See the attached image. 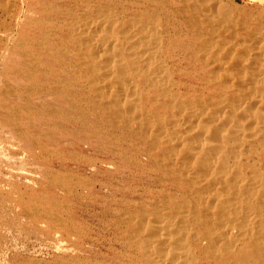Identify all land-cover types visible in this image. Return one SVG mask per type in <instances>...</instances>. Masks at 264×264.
Segmentation results:
<instances>
[{
    "label": "rangeland",
    "instance_id": "obj_1",
    "mask_svg": "<svg viewBox=\"0 0 264 264\" xmlns=\"http://www.w3.org/2000/svg\"><path fill=\"white\" fill-rule=\"evenodd\" d=\"M77 1L76 0H14V1L13 0H0V264H68V263L69 264H79L80 262H81L80 264H90V263L91 264H96V263L97 264H146V260L142 259L139 256V250L136 252L135 247L133 245H131L130 243H128V239H125L126 235H127L126 236V238H127L129 235L132 234V232L130 230V228H131L130 226H134L138 222H140L141 217L143 215H144L145 220L142 221V223H144V224L147 223V221L150 222V220L153 224H154L153 221H155V223L157 222L156 220L165 221V219L167 217L171 216L169 209H166V207L164 206L165 201H163V200L165 198H167V197H164L165 196L164 194L166 193V191L165 190H163V192L159 191L160 187H161L160 190L164 186L168 187V182L166 181V179H168L169 177H172L169 168L167 167L166 164H164V162H166V161H164V159L162 160V157H163L162 153L165 150L163 148L168 149V147L165 146L166 142H168L167 138L169 136L174 138V136H175L174 134H176L175 128H174L176 126L173 127V122H170V121H172L173 117H176V115L178 117L181 114V112L182 113L186 112L185 114H187L190 109L197 108L200 105V103H199L200 97H202V95H200V93L204 89H207V83L204 82L199 77V74L202 71V69L199 66H197V67L194 66L192 63L184 62V65H183L184 69L181 72L182 78L179 79L180 82L178 83L179 85H181L180 86L181 89L178 87L174 76H172L173 75L172 74V68L167 67L168 68L167 69L168 73H167V71L165 69L166 65L163 68H162V66H163L162 65L161 69L163 72L160 69L155 71L156 74L158 73L160 75V73H161V75H160L161 78L160 77L159 78L162 80H159V82L163 81L164 86H166L167 88L170 89L168 91L172 94L174 93L171 97L178 102L181 99L182 104L184 106H182V108H180V109L177 108V110L179 111V114H178V111L176 110V108L172 107V105H171L172 104V102L170 101L171 97L169 95H166V96H164V94L162 95L161 89L159 87H154L153 85H150L151 87L153 86L151 88L146 83L143 84L141 86V88L143 86H145L150 91V98L146 99L144 97L143 101H141V100H139L140 98H138L139 97L138 94L135 96L137 99L136 98L134 99L133 95H127L129 92L126 93V95H125L121 91L122 89H120L121 88L120 84L119 85L116 84V86L114 84L111 86H108V85H110V83L107 81L108 80V77H107L108 75L106 76L107 69L105 70V68L103 66L104 65L103 63H105L107 61L106 59H108V61H110V62H118L121 59H122V61H124L126 59V61L128 60L127 62H129L131 66H135V64L137 62L134 64L130 60V58L128 59V57L126 58V57H123L121 54H119L120 53L119 50L127 51V49H124L123 46H121V47L119 46L121 49L119 48L117 50L118 47L116 46L115 51L118 53V56H116V59H115V57L107 58L106 57L108 54L107 52L110 51V48H108V50H106V48L105 49L103 48L102 50H99L97 53L94 52V55H96V56H95V58L94 57L93 58H94V60L97 59L96 60V64L98 63L97 65H91V64L87 63V60L89 58H87V59L84 58V54L86 53L85 47L88 48L87 44L89 41H87L85 39L86 38L85 36L83 37L84 34L82 35L80 33V31L78 30V28L84 27L86 30L85 34L88 37L94 36V37H90L91 40L94 38H98V35H101V34L102 35L99 38H102V36H105L104 35L105 33L106 34L111 33V35H112L114 30L118 29L120 26H123L121 23L123 21H121L119 19V17H120L119 13L121 10L120 9L121 5H119V4L120 3L123 4L122 2H125L126 4H128V2H126V0L125 1L124 0L123 1H121V0H116V1H114V0H112V1L111 0L110 1H108V0H94L95 3L93 2V0H86V1L77 0ZM80 1H81V3H80ZM87 2H89L88 4H91V8L88 7L86 9V12H85V6H86ZM100 2H101V5L103 4L102 7H104V5L106 6V7L102 8L100 5V9L102 10L103 14L101 13V10L98 11V9H97V11H95L96 8L94 10V7H96V6H98V8H99ZM224 2L226 4V5L224 4L225 8L227 6L228 7L226 8L223 15H222V12L218 14L219 17H217V19L219 18L218 19L219 21L216 20L217 24H215V27H216L217 33H219L221 28H222V30L224 28H226L229 32L226 31L227 32L226 33L224 31L225 33H223L221 30L219 33V34H221V35H219L220 38H219L218 34L216 33L213 37V39H214L213 41H212V37H210L211 39L208 37L211 42L208 41L207 43L210 42L209 43L210 45L215 44L214 45L215 51H224L223 49H228V48L232 47V45H234L233 43L239 42L244 37L256 36L257 34H262L264 37V0H227V1L224 0L223 3ZM226 2H229V3L227 4ZM75 4H77L78 6ZM76 6H77V9L75 8ZM109 6H112V7L109 8ZM82 7H84V8H82ZM237 7H240V8L236 9ZM74 8H75V10H74ZM112 8H113V10H110ZM44 9H46V10H44ZM103 9H105V11ZM228 9H231L232 11L228 10ZM76 10H77V13H76ZM107 10L110 12H107ZM20 11H21V13H20ZM57 11H59V12L57 13ZM19 13L22 15V18L24 21V23H23L24 27H22V29H20L21 31H23L22 32L23 34L21 36H18V33H17L19 31L18 25L14 24V23H16L15 15H17ZM72 13H74V14H72ZM75 13H76V15H75ZM77 14H80V15L77 16ZM93 14H95V15H93ZM112 14L115 16V19L112 18L113 17ZM225 14H226L227 18L224 17ZM231 14L233 15V16H231L232 18H230ZM235 14H237V15H235ZM74 15L77 18L78 17L81 18V20H83V21H81L80 19H77V20H79V22H78L75 19ZM90 15H92V16L90 17ZM104 15H105V17H104ZM109 15H110V17H108ZM85 16H86V18H85ZM116 16H119V17L116 18ZM129 16L130 15H128V17ZM220 16H222L223 19ZM65 17H67V18H65ZM128 17H126V18H128ZM234 17L236 18V21H235ZM101 18H103V19L106 18V20H105L106 23H104L103 25L94 24L95 21H93V19L94 20H96V19L101 20ZM130 18H131V16L129 17V19ZM24 19H26V20H24ZM84 19H88V20L85 21ZM107 19H110L113 21L117 20L115 22V24L118 23L119 25L117 24V26L115 27L116 29L114 28V30H113L111 28L110 22ZM66 20H68V21H66ZM70 21L72 22V24H70ZM73 21H77L78 24H77V22L75 23ZM89 21H90V23L88 24L87 22H89ZM223 21H225L227 24ZM240 21H242V22H240ZM47 22L50 23V26ZM83 22H84V24H83ZM232 22H233V24H232ZM45 23H47V25ZM73 23H74V26H73ZM221 23H222V25H221ZM249 23L253 24V25H250ZM76 24H77V27L75 28ZM244 24H245V26H244ZM66 25H68V26H66ZM80 25H82V26H80ZM105 25H106V27H104ZM233 25H234V27H233ZM249 25L251 28L249 27ZM260 25H263V26L261 27ZM37 27L39 29H37ZM47 27L49 28L50 31L48 30ZM247 27H248V29H246ZM73 28L75 29L73 31H76V32L72 31ZM109 28H111V29L109 30ZM63 29H64V31H63ZM102 30H104V31H102ZM230 30H231V32H230ZM53 31H55V32H53ZM70 31H72V32H70ZM232 31L235 32V33L233 32V34H234L233 36H231ZM237 31H238V33H236ZM44 32H46V33H44ZM69 32L72 34H69ZM100 32H101V34H100ZM42 33L44 35H42ZM49 33H51V34H49ZM74 33H76V34H74ZM239 33L241 36L237 35ZM251 33L253 35H251ZM242 34L244 37L242 36ZM254 34H256V35H254ZM50 35L52 37H50ZM76 35L78 38L76 37ZM80 35H82V36L80 37ZM236 37H238V38H236ZM26 38L28 39V41ZM36 38L37 39L40 38V39H38V41H37ZM54 38L57 40H55ZM66 38H67V40H66ZM81 38L83 41H81ZM58 39H61V42ZM215 39H216V41H215ZM62 40H64V42ZM223 41H224V43H223ZM41 42L42 43L44 42V43L42 44ZM74 42H75V44H74ZM76 43H77V46H76ZM79 43H80V45H78ZM229 43H231V46ZM17 44H18V46H17ZM26 44H28V45H26ZM81 44H82V46H81ZM40 45H42V48ZM58 45H60V46H58ZM216 45H218V46L221 45V46L218 47ZM66 46H68V47H66ZM80 46L82 47V50H81ZM46 47L47 48L49 47L50 49L49 48L47 49ZM54 47H56V48H54ZM60 47H61L62 51H61V49H59ZM62 47L65 49H63ZM222 47H223V49H221ZM76 48H78V49H76ZM25 51H27V52H25ZM74 51H76V52L74 53ZM103 51H105V52H103ZM101 52H103L104 56L102 55ZM105 53H107V54H105ZM30 54H31V56H30ZM79 54H82L81 56H83V57H81ZM97 55H99L100 57L102 56L104 58L102 60L103 63L101 61H98L99 56H97ZM71 56H72V58H71ZM117 57H119V58L117 59ZM40 59L42 62L40 61ZM44 59H45V61H44ZM57 59H59V60L57 61ZM82 59H84V60H82ZM114 59H115V61H114ZM94 60H93V62H94ZM99 60H100V58H99ZM21 61H22V63H21ZM59 61H60V63H59ZM62 61L65 62L66 64L62 63ZM83 61H85V62H83ZM36 62H39V63L41 62V63L39 64ZM81 62L83 64H85V63L86 64L83 65V64H81ZM99 62L102 64H100ZM94 64H95V62H94ZM35 65H38V66H35ZM45 65L46 66L48 65V66L46 67ZM56 65H57V67H56ZM70 65L72 67H70ZM142 65L143 64H141L139 66L142 67ZM153 65H152L151 69H154ZM95 66H97L100 69H98ZM76 67L78 70L80 69V72L78 70H76ZM85 67H90V68H85ZM35 69H37V70H35ZM51 69H53V70H51ZM73 69H75L74 70L75 72L73 71V73H72ZM88 69H93L94 72H93V70H91V72H90ZM101 69L103 70L104 73L102 72ZM70 70H71V72H69ZM19 71H21V72H19ZM60 71L61 72L63 71V72L60 73ZM45 72H46V74H45ZM77 72L80 75L76 74ZM98 72H99V74H98ZM20 73H23V74H20ZM30 73L32 76H30ZM164 73L168 74V75L170 74V76L167 77V75L165 76ZM99 75H101V78H102L101 80L99 79ZM70 76L73 78L71 79ZM78 76H79L80 80L78 79ZM80 76H81V78H80ZM93 77L96 80H94ZM103 77L106 79L104 80ZM166 77L169 78L170 80L167 79ZM165 78L168 81H165ZM62 80H63V82H62ZM86 80H87V82H86ZM97 81H98V83H97ZM44 82H45V84H44ZM68 82H70V83H68ZM91 82H93L94 84ZM99 82L100 83L106 82V83L105 84L102 83L103 85L102 84L98 85V84H100ZM169 82H172V84L174 82V84L177 86H175L174 84L172 85ZM20 83H22L24 86L21 85ZM95 83H97L96 87L94 86ZM69 84H71L72 86ZM27 85H29V87ZM21 86H22V88H21ZM60 86L63 88H66L67 90L65 89L66 90L65 91ZM107 86H108V88H107ZM30 87H31V89H30ZM43 87H44V89H43ZM48 87H50V88H48ZM84 87H85V89H84ZM114 87L117 90L112 89V91H111V88H114ZM117 87H119V88H117ZM103 88H106L107 90L106 89L104 90ZM182 88H184V89H182ZM196 88H198V89H196ZM13 89H15V90H13ZM27 89H28V91H27ZM35 89H36V91H35ZM49 89H51V90H49ZM109 89H110V91H109ZM30 91L32 93H30ZM72 91H75V92H72ZM88 91H89V93H88ZM64 92H65V94H64ZM66 92H68V93H66ZM94 92H95V94H94ZM96 92H98V93L103 92L104 94H107V95L105 97L104 96L102 97V95H99ZM179 92H181V94H179ZM26 94H27L28 98L26 97ZM72 94H74V95H72ZM78 94H80V95H78ZM158 94H159V96H158ZM75 95L77 96L76 99H74L76 97ZM85 95H87V96H85ZM95 95L97 96L96 98L91 97V96H95ZM115 95H117V96H115ZM153 95H155L156 97ZM98 96H101V97L99 98ZM178 96H180V97L178 98ZM64 97H66V98H64ZM113 97H117L120 100L122 99L123 104L126 103L127 100H128V102L130 100L129 103L127 102V104H125V106L128 108L127 110L130 111L129 113L135 112L136 110H137L136 113H139L140 112V111H138L139 106L143 107V109H144V107L147 110L149 109V111H151V112L148 111V118L146 119L147 125L145 126V127H147L146 129L148 131L144 127L145 123H144L143 127L140 128L139 126L136 125V122L134 120H131V122H130V121L125 120V118H122L120 113L118 111H116L115 107L109 103V99L113 98ZM127 98H129V99H127ZM132 100H134V101L136 100L135 103L132 102ZM145 100H147V101H145ZM69 101L74 102L75 105H74V103H72V102L70 103ZM105 101L107 104H104ZM137 101H138V103H137ZM187 101L188 102L190 101V102L188 103ZM29 102H31V103H29ZM80 102H81V105L83 104L82 106H84L85 111L87 113L82 111L81 108H79ZM96 102H98V103H96ZM186 102L188 103V107H187ZM36 103L38 105H36ZM189 104H190V106H189ZM28 105L31 107L30 112H28V110H27ZM185 105L188 108L187 111H186L187 108L185 107ZM50 106H52V108ZM89 106H90V108H89ZM95 106H96V108H95ZM100 106L103 108H101ZM12 107L13 108L15 107V108L13 109ZM18 107H21L20 108L21 110ZM72 107H74V108H72ZM86 107L90 112L88 110H86ZM134 107H136V108H134ZM33 108H35V109H33ZM43 108H45V109L43 110ZM59 108L62 109V110L60 109L62 112H60ZM93 108H95V109H93ZM104 108H106V109H104ZM173 108H174V110L172 111L171 109H173ZM16 109H17V111H16ZM39 109H41V110H39ZM37 110L40 113L37 112ZM58 110L60 113L58 112ZM67 110H69V111H67ZM47 111L49 112V114ZM107 111H110V112H107ZM171 112H174V113L170 114ZM69 113H70V115H69ZM105 114H106V116L108 115V118L105 116ZM162 114L163 115L166 114L165 118ZM103 115H104V117H103ZM76 116L79 119H77ZM116 116H118L119 118H116ZM99 117H101V118H99ZM160 117H163V119H160L161 121L158 119ZM41 118L45 119V121ZM150 118L152 119V121ZM110 119L113 121L116 120L117 122L114 121V122H116V124L113 123V121H111ZM120 119H123V120H120ZM80 120L82 121V123L78 122ZM163 120H164V122H163ZM149 121H150V123L151 122L152 123L148 125ZM97 122H99V123H97ZM87 123H89V124H87ZM102 123H103V125H100ZM131 123L133 124V126ZM160 123L163 124L164 126L162 125L161 128L159 129L158 125H160ZM83 124H86V126ZM171 124H172L173 128L170 127ZM37 125H38V128H36ZM105 125H107V126H105ZM165 125H167V126H165ZM63 126H64V128H63ZM117 126H120V127L118 128ZM135 126H136V128H135ZM149 126L153 129L150 130ZM156 126L159 130L156 128ZM100 127H103V128L100 129ZM111 127H112V130H111ZM137 127H139V128H137ZM164 127L166 130L164 129ZM15 128H16V130H15ZM142 128H144V129H142ZM162 128L164 129L163 132H162ZM43 129H45V130H43ZM67 129H68V131H67ZM113 130H114V132H113ZM167 130L170 132L171 131L172 132L174 131V132L173 133L171 132L172 134H170L169 136H166V137L164 136L163 138L160 137L161 139L157 138L159 136H162L164 133L168 132ZM44 131H46V132H44ZM89 131H90V133H89ZM133 132H135V133H133ZM113 133H114V135H113ZM152 133H154V135ZM126 137H127V139H126ZM144 137L146 139H144ZM141 138H143L144 140ZM29 139H30V141H32L31 139H33L32 143L29 142ZM108 140H110V141H108ZM158 140H161V141L159 142ZM39 141H42V142L40 143ZM146 141H149V142H146ZM85 142L90 143L88 150L83 149V146L86 144ZM130 142H133V143H130ZM163 142H165V143H163ZM145 144H147V145H145ZM36 146H38V147H36ZM157 146H158V148H157ZM42 148L44 151L46 150V152H44L42 150ZM124 148H125V150H124ZM56 149L57 150L59 149L60 151L59 150L57 151ZM67 150H69V151H67ZM145 150L149 151L154 156V159L150 158L147 155V153L144 152ZM162 150H163L162 153L159 152ZM34 152L38 155H36ZM138 154H139V156H138ZM93 156H95V157H93ZM136 156L138 159L136 158ZM128 157H130V158H128ZM134 159H136V160L134 161ZM137 160L138 161L140 160V161L138 162ZM95 162H97L96 165L94 164ZM126 162H127V164H126ZM148 167H151V168H148ZM67 169H68V172H67ZM260 170H259L260 171L259 172V171H257L256 168H254L251 170L250 175H252L254 177V175L258 176V174H259V176H260L259 179H261L262 182L264 183V171H262V170H264V167ZM122 171H124V172H122ZM69 172H70V174H68ZM256 176L254 178H256ZM162 177H164V178H162ZM52 178H54V179H52ZM68 178H70V179H68ZM162 179L163 180L165 179L166 183H164L165 181L162 182L163 181ZM155 180H157V181L155 182ZM53 181H55V183ZM60 183H62V184L60 185ZM133 185L135 187H133ZM126 186H127V188H126ZM65 188L67 191L65 190ZM70 188H71V191H70ZM143 192H145V193H143ZM154 192H155V194H154ZM96 193H98V194H96ZM141 194H142V196H141ZM171 194L172 195H171L170 199H172L174 202H176L177 200H175V198H173L174 197L173 193H171ZM120 196H121V198H120ZM80 197H82V198H80ZM143 197H145V198H143ZM137 198H138V200H136ZM261 198L264 199L263 196ZM59 199H61V200H59ZM56 200H58V201H56ZM132 200H134V201H132ZM60 201H62V202H60ZM63 202H65V204H64V205H66L65 207L63 205ZM95 202H97L98 205ZM158 202H160V203L158 204ZM142 203H144V204H142ZM145 203H146V205H145ZM260 203H263V205L260 204V208H256L255 211L252 210V212L250 210H248L249 213L247 212V214H245V215H244L243 211H241L239 213V212H237L238 210H235V209L229 210L231 212V214L229 213L230 217L231 216L233 218L237 217L236 219H239V220L236 221V219H234L233 221H231V223H228V225H225L223 227L221 226L222 227L221 229L227 228L226 230L231 231V233H232L235 231L236 226H239L240 224H242V225H240L241 227H237L238 229H236V231L232 234L233 235L232 237H234V238H232V237H231L232 239L230 238L231 239L230 241L232 242L231 244L233 245L231 247L234 249L233 250H231L232 248L226 249L227 247L224 245V243L222 241H220L219 242L220 244L218 243V245L220 248H223V250L221 249L222 250L221 252L224 253L225 255H222V258H217L218 257L217 255H211V254L206 255L204 253L198 252L197 254H199V257H201V261H202L201 264H240V263L241 264H252V263L253 264H264L263 263L264 262V257H263L264 256V234H263L264 212H262V211L259 212V210L261 208L264 209V207H263L264 206V200ZM59 204H61V205H59ZM132 204L135 206H133ZM158 206L161 208H159ZM156 207H158V209ZM127 209H128V211H127ZM151 209L153 210V213H150L152 211ZM154 209H156V210H154ZM227 209H228V207H227ZM120 210H122L121 213L123 212V214L120 213ZM140 210L143 213V215L140 212ZM256 210L258 212H256ZM87 211H89L90 213ZM125 211H127V212L132 211V212L126 213ZM156 211H158L159 213H157ZM164 211H165V213H164ZM234 211H236V212H234ZM117 212H119V213L117 214ZM124 212L126 214H124ZM182 212H185V210H183ZM112 213H113V215H112ZM144 213H146V215ZM130 215L132 218L130 217L131 219H128ZM233 215H235L236 217H234ZM253 216H255L256 219L259 218V220H261L263 224L258 220H257V222L252 223L251 220H249V219ZM109 217H110V219H108ZM173 217H177V215L176 214L173 215L171 217V219H173ZM178 217H179V215H178ZM244 217H246L245 220H244ZM84 218H85V220H84ZM121 219H122L124 225H122L123 223H121ZM110 221H112V222H110ZM63 222L65 224H63ZM125 223H127V224H125ZM257 223H259V224H257ZM105 224H106V226H105ZM261 225L263 226V228ZM243 226L245 228H243ZM249 226H251L250 227L251 229H249V231H248ZM70 227L72 228V230L70 229ZM128 227H129V229H128ZM234 227H235V229H234ZM124 228H126V229H124ZM255 228H256V231H254ZM239 229L241 231H239ZM121 230L123 232L125 230V233H123ZM251 230H253V232ZM258 230L260 232L261 231L262 232L260 233ZM84 232H86V233H84ZM246 232H248V234H250V233L257 234L258 237H260V240L262 241V247H263V249L259 248L260 249L259 250L260 255L257 254V252H254V250H253L254 248L252 246H250V241L248 238H246V237H248ZM237 233L238 234L240 233L239 235H241L242 237L239 236ZM236 235H238V236L236 237ZM103 237L106 240H104ZM235 238H238V240H234ZM239 238H241V242H240ZM237 241H239V242H237ZM237 243H238V245H241L244 243L240 247H242V251H244L246 253V256L243 255V253H241L242 251L237 252V248H238ZM109 244H110V246H109ZM126 245H127V247H126ZM235 247H236V251H235ZM123 250H124V252H123ZM260 252L263 253V256ZM229 256L230 257L232 256V257L229 258ZM137 257H138V259H137ZM197 257H198V255H197ZM197 257L194 259V262H196V263H197V261H196ZM94 259H96V260H94ZM75 260L79 263H76ZM88 260H89V262H88ZM72 261H74V263ZM82 261H84V262H82Z\"/></svg>",
    "mask_w": 264,
    "mask_h": 264
},
{
    "label": "bare ground",
    "instance_id": "obj_2",
    "mask_svg": "<svg viewBox=\"0 0 264 264\" xmlns=\"http://www.w3.org/2000/svg\"><path fill=\"white\" fill-rule=\"evenodd\" d=\"M14 1V0H13ZM77 1V0H76ZM86 1V0H84ZM110 1V0H108ZM107 1V2H108ZM112 1V0H111ZM116 1V0H114ZM123 1V0H121ZM125 1V0H124ZM224 0H126L128 4L125 2H122L121 10H120V17L116 16V18L119 17V19L123 22V26H118L119 28L116 29L115 27L117 24L110 19H107L110 22L111 28L114 30V32L110 34H104L105 36H102V38H99L101 35H98V38H94L91 40L90 36L88 37L85 33L86 30L84 27L78 28L80 33L85 36L86 40L88 42V48H86V53L84 54V58H89L87 60V63L91 65H97L96 60H94L95 56L94 52L97 53L99 50H102L103 48L108 50L110 48V51L105 53L107 54V58H112L118 56V53L115 51L116 46L118 47L117 50L123 46L125 50H119V54H121L123 57H128L130 60L135 64V66H131L129 62L122 61V59L118 62H110L108 59L105 63H103V57L99 56L98 61H101L104 65L105 70L107 69L106 76L108 77V82L110 85H121L122 89L121 91L126 95H133L132 97L135 99L136 95L138 94L140 98L139 100L143 101L144 97L146 99L150 98V91L143 86V84L147 85H153L154 87H159L161 89L162 95L164 96L169 95L170 97L174 94L170 93L166 86H164L163 81L159 82L160 75L157 73L156 70L161 69L165 66L166 71L168 73V68H172V76H174L175 81L178 85V87L181 89V85L178 83L180 82V78H182V70L184 69V62L192 63L194 66H199L202 71L199 74V77L207 83V89H204L200 95V105L197 108L190 109L187 114L184 112L177 117H173V127L175 128L174 138L169 136L172 134L170 131L166 133H162V136L157 137L158 139H161L160 137H166L168 142H166L165 146L168 147V149H165L162 153V160L164 159V164L167 165L171 172V176L166 181L168 182V187L164 186L161 190L159 188V191L165 190L166 193L164 194L163 198L165 201L164 206L166 209H169V212L171 214L170 217H167L165 221H158L154 224L151 222L142 223V221L145 220L144 215L142 213V217L140 222H138L134 226H130V230L132 232L131 235H129L127 238L125 236V239H128V243L133 245L135 247L136 252L139 250V256L146 260V264H201V257H199V253H204L206 255H217V258H222V255H225L221 251L223 248H220L218 243L222 241L224 245L228 248H232L233 246L231 243V239L233 233L238 229L236 226V229L234 232L231 233V231L226 230L227 228L221 229L223 226L228 225V223H231L234 219L237 217L233 215L236 218L230 217L231 212L229 210L235 209L238 210L237 212H244V215L247 214L248 210L252 212L255 211L256 208H260V204L263 205L262 202L264 199L261 198L264 197V183L261 179H259V174L254 178L252 175H250V172L252 169L256 168L257 171L262 169L264 167V37L262 34H254L256 36H248L244 37L239 42L233 43L232 47L228 49H223L224 51H215L214 45H210V37H212V41L214 40L213 37L217 33L215 24L219 13L222 12V15L224 14L226 8L224 6L225 2ZM227 1V0H226ZM48 2V1H47ZM78 2V1H77ZM90 2V1H89ZM87 2L85 6V12L86 9L89 7L91 8V4H88ZM94 2V0H93ZM12 3V2H11ZM69 3V2H68ZM67 3V4H68ZM81 3V1H80ZM95 3V2H94ZM99 3V2H98ZM117 3V2H116ZM227 4L229 2H226ZM231 3V2H230ZM97 4V3H96ZM233 4V3H232ZM29 5V4H28ZM74 5V4H73ZM77 5V4H75ZM101 2L98 6L94 7L95 11L101 10L100 9ZM107 5V4H106ZM110 5V4H109ZM226 5V4H225ZM65 6V5H64ZM78 6V5H77ZM77 6L75 7L77 9ZM103 4L101 5V7ZM66 7V6H65ZM68 7V6H67ZM104 7H106L104 5ZM102 7V8H104ZM112 6H109L111 8ZM46 8V7H45ZM74 8V10H75ZM84 8V7H82ZM114 8V7H113ZM110 9V10H113ZM116 8V7H115ZM240 7H237L238 9ZM47 9V8H46ZM44 9V10H46ZM66 9V8H65ZM235 9V10H236ZM262 9V8H261ZM43 10V11H44ZM64 10V9H63ZM93 10V9H92ZM105 11V9H103ZM231 10V9H228ZM227 10V11H228ZM242 10V9H241ZM244 10V9H243ZM22 11V10H21ZM20 11V13H21ZM88 11V10H87ZM115 11V10H114ZM232 11V10H231ZM59 11H57L58 13ZM70 12V11H69ZM68 12V13H69ZM79 12V11H78ZM81 12V11H80ZM107 12H110L107 10ZM112 12V11H111ZM117 12V11H116ZM119 12V11H118ZM15 15L16 23L15 25H18V36H21L23 31V18L21 14ZM77 13V10H76ZM75 13V15H76ZM98 13V12H97ZM101 13L103 14L102 10ZM230 13V12H229ZM235 13V12H234ZM253 13V12H252ZM251 13V14H252ZM61 14V13H60ZM74 14V13H72ZM82 14V13H81ZM89 14V13H88ZM114 14V13H113ZM112 14V15H113ZM228 14V13H227ZM13 15V14H12ZM28 15V14H27ZM74 15V17H75ZM80 14H77V16ZM87 15V14H86ZM95 15V14H93ZM128 15L131 16L129 19ZM237 15V14H235ZM234 15V16H235ZM249 15V14H248ZM92 15H90L91 17ZM232 14L230 15V18H232ZM97 17V16H96ZM99 17V16H98ZM105 17V15H104ZM110 17V15L108 16ZM128 17V18H126ZM222 17V16H220ZM225 18L226 14L224 15ZM238 17V16H237ZM251 17V16H250ZM249 17V18H250ZM253 17V16H252ZM52 18V17H51ZM64 18V17H63ZM62 18V19H63ZM67 18V17H65ZM86 18V16H85ZM115 19V16L112 17ZM235 18V17H234ZM233 18V19H234ZM255 18V17H254ZM14 19V18H13ZM32 19V18H31ZM72 19V18H71ZM70 19V20H71ZM74 19V18H73ZM75 19H80L75 17ZM89 19V18H88ZM88 19H84L85 21ZM223 19V17H222ZM229 19V18H228ZM227 19V20H228ZM260 19V18H259ZM26 20V19H24ZM106 18L103 19H96L93 21L94 24L97 25H103ZM226 20V19H225ZM28 21V20H27ZM26 21V22H27ZM64 21V20H63ZM68 21V20H66ZM72 21V20H71ZM70 21V24L72 22ZM79 22V20H77ZM73 21V22H77ZM83 21V20H81ZM219 21V20H218ZM236 21V18H235ZM77 22V24H78ZM119 22V21H118ZM225 22V21H223ZM230 22V21H229ZM242 22V21H240ZM249 22V21H248ZM48 23V22H47ZM47 23H45L47 25ZM88 24L90 23L87 22ZM226 23V22H225ZM231 23V22H230ZM9 24V23H8ZM44 24V23H43ZM50 26V23H48ZM77 24L75 25V28L77 27ZM84 24V22H83ZM87 24V25H88ZM227 24V23H226ZM233 24V22H232ZM246 24V23H245ZM244 24V26H245ZM248 24V23H247ZM250 24V23H249ZM40 25V24H39ZM38 25V26H39ZM55 25V24H54ZM96 25V26H97ZM119 25V24H118ZM220 25V24H219ZM222 25V23H221ZM235 25V24H234ZM233 25V27H234ZM239 25V24H238ZM253 25V24H250ZM249 25V27H250ZM12 26V25H11ZM57 26V25H56ZM68 26V25H66ZM72 26V25H71ZM74 26V23H73ZM72 26V27H73ZM82 26V25H80ZM84 26V25H83ZM108 26V25H107ZM241 26V25H240ZM261 27L263 25H260ZM71 27V28H72ZM106 27V25L104 26ZM110 27V26H109ZM225 27V26H224ZM260 27V28H261ZM48 28V27H47ZM46 28V29H47ZM60 28V27H59ZM103 28V27H102ZM109 28V30L111 29ZM219 28V27H218ZM251 28V27H250ZM249 28V29H250ZM31 29V28H30ZM37 29H39L37 27ZM66 29V28H65ZM92 29V28H91ZM243 29V28H242ZM248 29V27L246 28ZM263 29V28H262ZM11 30V29H10ZM28 30V29H27ZM49 30V28H48ZM52 30V29H51ZM69 30V29H68ZM75 30L74 28L72 31ZM108 30V31H109ZM222 28L220 29V31ZM234 30V29H233ZM261 30V29H260ZM26 31V30H25ZM50 31V30H49ZM64 31V29H63ZM70 31V32H72ZM104 31V30H102ZM219 31V33H220ZM228 31L226 28L222 30L223 33ZM235 31V30H234ZM231 36H233V32ZM258 31V30H257ZM43 32V31H42ZM55 32V31H53ZM52 32V33H53ZM61 32V31H60ZM69 34H72L70 33ZM76 32V31H73ZM88 32V31H87ZM97 32V31H96ZM229 32V31H228ZM231 32V30H230ZM46 33V32H44ZM89 33V32H88ZM87 33V34H88ZM92 33V32H91ZM90 33V34H91ZM103 33V32H102ZM218 34L221 35V34ZM227 33V32H226ZM235 33V32H234ZM238 33V31L236 32ZM248 33V32H247ZM258 33V32H257ZM262 33V32H261ZM51 34V33H49ZM76 34V33H74ZM250 34V33H249ZM42 35H44L42 33ZM47 35V34H46ZM45 35V36H46ZM68 35V34H67ZM80 35V37L82 36ZM92 35V34H91ZM94 35V34H93ZM108 35V36H107ZM111 35V36H110ZM239 36V34H237ZM251 35H253L251 33ZM69 36V35H68ZM223 36V35H222ZM12 37V36H11ZM16 37V36H15ZM48 37V36H47ZM50 37H52L50 35ZM54 37V36H53ZM77 37V35H76ZM210 39H209V38ZM68 38V37H67ZM66 38V40H67ZM78 38V37H77ZM216 38V37H215ZM220 38V36H219ZM223 38V37H222ZM238 38V37H236ZM242 38V37H241ZM27 39V38H26ZM30 39V38H29ZM33 39V38H32ZM37 39V38H36ZM40 39V38H38ZM37 39V41H38ZM51 39V38H50ZM55 39V38H54ZM80 39V38H79ZM235 39V38H234ZM52 40V39H51ZM57 40V39H55ZM61 42V39H58ZM65 40V39H64ZM64 40H62L64 42ZM28 41V39H27ZM75 41V40H74ZM80 41V40H79ZM81 41L82 38H81ZM210 41L209 43H207ZM216 41V39H215ZM230 41V40H229ZM232 41V40H231ZM9 42V41H8ZM32 42V41H31ZM49 42V41H48ZM47 42V43H48ZM85 42V41H84ZM219 42V41H218ZM233 42V41H232ZM42 43V42H41ZM44 43V42H43ZM42 43V44H43ZM46 43V44H47ZM78 43V42H77ZM76 43V46H77ZM83 43V42H82ZM87 43V42H86ZM85 43V44H86ZM215 43V42H214ZM222 43V42H221ZM224 43V41H223ZM9 44V43H8ZM38 44V43H37ZM40 44V43H39ZM45 44V45H46ZM75 44V42H74ZM212 44V43H211ZM231 46V43H229ZM228 44V45H229ZM28 45V44H26ZM44 45V46H45ZM56 45V44H55ZM62 45V44H61ZM80 45V43L78 44ZM225 45V44H224ZM227 45V46H228ZM18 46V44H17ZM42 48V45H40ZM60 46V45H58ZM74 46V45H73ZM82 46V44H81ZM80 46V47H81ZM120 46V47H119ZM218 46V45H216ZM221 46V45H219ZM218 46V47H219ZM13 47V46H12ZM53 47V46H52ZM68 47V46H66ZM217 47V48H218ZM23 48V47H22ZM47 48V47H46ZM49 48V47H48ZM47 48V49H48ZM56 48V47H54ZM63 48V47H62ZM70 48V47H69ZM74 48V47H73ZM36 49V48H35ZM50 49V48H49ZM61 49V47L59 48ZM65 49V48H63ZM78 49V48H76ZM121 49V48H120ZM219 49V48H218ZM220 49V50H221ZM52 50V49H51ZM67 50V49H66ZM71 50V49H70ZM82 50V47H81ZM217 50V49H216ZM28 51V50H27ZM25 51V52H27ZM62 51V49H61ZM73 51V50H72ZM71 51V52H72ZM84 51V50H83ZM50 52V51H49ZM52 52V51H51ZM68 52V51H67ZM66 52V53H67ZM76 51H74L75 53ZM105 52V51H103ZM103 52L102 55H103ZM48 53V52H47ZM70 53V52H69ZM28 54V53H27ZM73 54V53H72ZM78 54V53H77ZM29 55V54H28ZM80 56L82 54H79ZM101 55V54H100ZM19 56V55H18ZM31 56V54H30ZM35 56V55H34ZM38 56V55H37ZM41 56V55H40ZM47 56V55H46ZM104 56V55H103ZM26 57V56H25ZM36 57V56H35ZM48 57V56H47ZM50 57V56H49ZM60 57V56H59ZM78 57V56H77ZM83 57V56H81ZM94 57V58H93ZM122 57V58H123ZM28 58V57H27ZM62 58V57H61ZM70 58V57H69ZM72 58V56H71ZM119 57H117L118 59ZM60 59V58H59ZM57 59V61L59 60ZM114 59V61H115ZM66 60V59H65ZM74 60V59H73ZM81 60V59H80ZM84 60V59H82ZM92 60V61H91ZM95 64H94V62ZM129 60V61H130ZM26 61V60H25ZM34 61V60H33ZM39 61V60H38ZM41 61V59H40ZM45 61V59H44ZM89 61V62H88ZM27 62V61H26ZM35 62V61H34ZM42 62V61H41ZM40 62V63H41ZM85 62V61H83ZM22 63V61H21ZM39 63V62H36ZM39 63V64H40ZM51 63V62H50ZM60 63V61H59ZM58 63V64H59ZM62 63L66 64L62 61ZM61 63V64H62ZM100 63V62H99ZM100 63V64H102ZM139 63V64H138ZM24 64V63H23ZM33 64V63H32ZM35 64V63H34ZM81 64H83L81 62ZM86 64V63H85ZM83 64V65H85ZM142 65L140 67L139 65ZM154 64V65H153ZM49 65V64H48ZM47 65V66H48ZM68 65V64H67ZM79 65V64H78ZM152 65L154 66V69H151ZM189 65V64H188ZM31 66V65H30ZM38 66V65H35ZM43 66V65H42ZM46 66V65H45ZM44 66V67H45ZM46 66V67H47ZM63 66V65H62ZM57 67V65H56ZM70 67H72L70 65ZM83 67V66H82ZM97 67V66H95ZM30 68V67H29ZM35 68V67H34ZM67 68V67H66ZM81 68V67H80ZM90 68V67H85ZM98 68V67H97ZM103 68V67H102ZM156 68V69H155ZM48 69V68H47ZM61 69V68H60ZM100 69V68H98ZM97 69V70H98ZM21 70V69H20ZM37 70V69H35ZM53 70V69H51ZM75 69L72 70V73ZM76 70L77 67H76ZM90 72L93 69H88ZM102 70V69H101ZM186 70V69H185ZM22 71V70H21ZM19 71V72H21ZM45 71V70H44ZM48 71V70H47ZM80 72V69L78 70ZM100 71V70H99ZM26 72V71H25ZM63 72V71H62ZM60 71V73H62ZM71 72V70L69 71ZM75 72V71H74ZM94 72V70H93ZM103 72V70H102ZM155 72V73H154ZM163 72V71H162ZM165 72V71H164ZM11 73V72H10ZM18 73V72H17ZM29 73V72H28ZM104 73V72H103ZM23 74V73H20ZM46 74V72H45ZM69 74V73H68ZM76 74H79L78 72ZM99 74V72H98ZM65 75V74H64ZM74 75V74H73ZM80 75V74H79ZM87 75V74H86ZM95 75V74H94ZM93 75V76H94ZM163 75V74H162ZM167 77L170 76V74H165ZM24 76V75H23ZM30 76L31 73H30ZM34 76V75H33ZM28 77V76H27ZM54 77V76H53ZM69 77V76H68ZM160 77V78H159ZM163 77V76H162ZM166 77V78H167ZM72 79L73 77L70 76ZM81 78V76H80ZM84 78V77H83ZM89 78V77H88ZM104 78V77H103ZM165 81H168L166 80ZM171 78V77H170ZM35 79V78H34ZM33 79V80H34ZM42 79V78H41ZM64 79V78H63ZM79 79V76H78ZM94 79V77H93ZM99 79L101 80V75H99ZM106 78H104L105 80ZM169 79V78H167ZM45 80V79H44ZM54 80V79H53ZM70 80V79H69ZM80 80V79H79ZM91 80V79H90ZM89 80V81H90ZM96 80V79H94ZM99 80V81H100ZM170 80V79H169ZM30 81V80H29ZM35 81V80H34ZM42 81V80H41ZM46 81V80H45ZM37 82V81H36ZM56 82V81H55ZM59 82V81H58ZM63 82V80H62ZM65 82V81H64ZM78 82V81H77ZM84 82V81H83ZM87 82V80H86ZM187 82V81H186ZM40 83V82H39ZM70 83V82H68ZM93 83V82H91ZM98 83V81H97ZM95 83V87L96 84ZM100 83V82H99ZM103 83V82H102ZM102 83L98 84L101 85ZM104 82L103 84H105ZM172 84V82H169ZM184 83V82H183ZM198 83V82H197ZM23 85L22 83H20ZM19 84V85H20ZM42 84V83H41ZM45 84V82H44ZM51 84V83H50ZM66 84V83H65ZM94 84V83H93ZM102 84V85H103ZM170 84V85H171ZM174 84V82H173ZM172 84V85H173ZM71 85V84H69ZM76 85V84H75ZM97 85V86H98ZM171 85V86H172ZM175 85V84H174ZM175 85V86H177ZM24 86V85H23ZM29 87V85H27ZM47 86V85H46ZM45 86V87H46ZM57 86V85H56ZM59 86V85H58ZM72 86V85H71ZM78 86V85H77ZM89 86V85H88ZM87 86V87H88ZM93 86V85H92ZM107 86V88H108ZM152 86V87H153ZM187 86V85H186ZM27 87V88H28ZM33 87V86H32ZM61 87V86H60ZM81 87V86H80ZM113 87V86H112ZM151 87V86H150ZM151 87V88H152ZM173 87V86H172ZM22 88V86H21ZM50 88V87H48ZM47 88V89H48ZM58 88V87H57ZM63 88V87H61ZM71 88V87H70ZM94 88V87H93ZM99 88V87H98ZM101 88V87H100ZM119 88V87H117ZM31 89V87H30ZM44 89V87H43ZM64 90L66 88H63ZM85 89V87H84ZM95 89V88H94ZM104 90L106 88H103ZM114 90V88H111ZM184 89V88H182ZM198 89V88H196ZM15 90V89H13ZM22 90V89H21ZM33 90V89H32ZM39 90V89H38ZM51 90V89H49ZM67 90V89H66ZM65 90V91H66ZM79 90V89H78ZM97 90V89H96ZM100 90V89H99ZM107 90V89H106ZM117 90V89H115ZM177 90V89H176ZM17 91V90H16ZM15 91V92H16ZM28 91V89H27ZM36 91V89H35ZM47 91V90H46ZM54 91V90H53ZM63 91V90H62ZM110 91V89H109ZM172 91V90H171ZM186 91V90H185ZM14 92V91H13ZM51 92V91H50ZM56 92V91H55ZM75 92V91H72ZM86 92V91H85ZM114 92V91H113ZM121 92V93H122ZM188 92V91H187ZM30 93H32L30 91ZM62 93V92H61ZM68 93V92H66ZM70 93V92H69ZM77 93V92H76ZM84 93V92H83ZM87 93V92H86ZM89 93V91H88ZM98 93V92H96ZM112 93V92H111ZM117 93V92H116ZM21 94V93H20ZM60 94V93H59ZM65 94V92H64ZM75 94V93H74ZM72 94V95H74ZM85 94V93H84ZM93 94V93H92ZM95 94V92H94ZM99 95H102V97L106 96L107 94H104L103 92L98 93ZM123 94V95H124ZM181 94V92H179ZM183 94V93H182ZM33 95V94H32ZM77 95V94H76ZM75 95V96H76ZM80 95V94H78ZM90 95V94H89ZM113 95V94H112ZM178 95V94H177ZM63 96V95H62ZM87 96V95H85ZM117 96V95H115ZM155 96V95H153ZM159 96V94H158ZM175 96V95H174ZM197 96V95H196ZM25 97V96H24ZM26 97L28 98L27 94ZM25 97V98H26ZM70 97V96H69ZM89 97V96H88ZM91 97H97L91 96ZM99 98L101 96H98ZM156 97V96H155ZM176 97V96H175ZM180 96H178L179 98ZM182 97V96H181ZM66 98V97H64ZM77 96L74 98L76 99ZM79 98V97H78ZM131 98V97H130ZM158 98V97H157ZM156 98V99H157ZM198 98V97H197ZM54 99V98H53ZM73 99V100H74ZM129 99V98H127ZM137 99V98H136ZM166 99V98H165ZM176 99V98H175ZM184 99V98H183ZM72 100V99H71ZM78 100V99H77ZM81 100V99H80ZM86 100V99H85ZM190 100V99H189ZM192 100V99H191ZM199 100V99H198ZM92 101V100H91ZM90 101V102H91ZM136 101V100H135ZM134 100L132 102L135 103ZM147 101V100H145ZM172 102V107L180 109L182 106L181 99L178 101L174 100L172 97L170 99ZM194 101V100H193ZM192 101V102H193ZM22 102V101H21ZM33 102V101H32ZM70 102V101H69ZM72 102V101H71ZM70 102V103H71ZM128 102V100H127ZM126 103H122V99L120 100L117 97H113L109 99V103L112 104L116 111L120 113L122 118H125V120L130 121L134 120L136 122V125L140 128L147 125L146 119L148 118V111L145 107L139 106L138 111L139 113L132 112L129 113L127 107L125 106ZM130 102V100H129ZM128 102V103H129ZM156 102V101H155ZM188 102V101H187ZM186 102V103H187ZM190 102V101H189ZM188 102V103H189ZM196 102V101H195ZM31 103V102H29ZM56 103V102H55ZM74 103V102H72ZM79 103V102H78ZM83 103V102H82ZM87 103V102H86ZM85 103V104H86ZM98 103V102H96ZM95 103V104H96ZM101 103V102H100ZM138 103V101H137ZM160 103V102H159ZM165 103V102H164ZM187 103V107H188ZM198 103V104H199ZM104 104H107L106 101ZM140 104V103H139ZM148 104V103H147ZM193 104V103H192ZM32 105V104H31ZM36 105H38L36 103ZM40 105V104H39ZM44 105V104H43ZM75 105V103H74ZM83 105V104H82ZM81 105L79 108H81L82 111H85L84 106ZM133 105V104H132ZM136 105V104H135ZM150 105V104H149ZM197 105V104H196ZM18 106V105H17ZM42 106V105H41ZM46 106V105H45ZM59 106V105H58ZM61 106V105H60ZM73 106V105H72ZM77 106V105H76ZM137 106V105H136ZM190 106V104H189ZM192 106V105H191ZM28 105V112H30L31 107ZM49 107V106H48ZM52 108V106H50ZM101 107V106H100ZM186 107V105H185ZM186 107V108H187ZM195 107V106H194ZM13 108V107H12ZM15 108V107H14ZM13 108V109H14ZM19 109L21 107H18ZM24 108V107H23ZM65 108V107H64ZM74 108V107H72ZM71 108V109H72ZM90 108V106H89ZM96 108V106H95ZM93 108V109H95ZM103 108V107H101ZM100 108V109H101ZM109 108V107H108ZM132 108V107H131ZM136 108V107H134ZM168 108V107H167ZM171 109L172 111L174 110ZM190 108V107H189ZM35 109V108H33ZM45 108H43L44 110ZM54 109V108H53ZM61 108H59L60 110ZM70 109V108H69ZM99 109V108H98ZM106 109V108H104ZM21 110V109H20ZM19 110V111H20ZM41 110V109H39ZM58 110V112H59ZM62 110V109H61ZM60 110V112H62ZM86 110L87 107H86ZM92 110V109H91ZM188 108L186 109V111ZM17 111V109H16ZM54 111V110H53ZM69 111V110H67ZM89 111V110H88ZM115 111V110H114ZM178 111V110H177ZM13 112V111H12ZM27 112V111H26ZM27 112V113H28ZM37 112H39L37 110ZM42 112V111H41ZM48 112V111H47ZM59 112V113H60ZM76 112V111H75ZM90 112V111H89ZM92 112V111H91ZM110 112V111H107ZM151 112V111H149ZM158 112V111H157ZM156 112V113H157ZM14 113V112H13ZM17 113V112H16ZM20 113V112H19ZM24 113V112H23ZM40 113V112H39ZM43 113V112H42ZM46 113V112H45ZM58 113V114H59ZM64 113V112H63ZM68 113V112H67ZM87 113V112H86ZM97 113V112H96ZM100 113V112H99ZM162 113V112H161ZM164 113V112H163ZM174 112H171L172 114ZM15 114V113H14ZM31 114V113H30ZM33 114V113H32ZM49 114V112H48ZM57 114V115H58ZM76 114V113H75ZM89 114V113H88ZM179 114V111H178ZM13 115V114H12ZM16 115V114H15ZM47 115V114H46ZM70 115V113H69ZM73 115V114H72ZM112 115V114H111ZM163 115V114H162ZM164 114V118H165ZM168 115V114H167ZM40 116V115H39ZM59 116V115H58ZM62 116V115H61ZM99 116V115H98ZM106 116V114H105ZM113 116V115H112ZM119 116V115H118ZM116 116V118H119ZM150 116V115H149ZM160 116V115H159ZM12 117V116H11ZM16 117V116H15ZM69 117V116H68ZM104 117V115H103ZM108 118V115L106 116ZM115 117V116H114ZM154 117V116H153ZM17 118V117H16ZM67 118V117H66ZM77 118V116H76ZM93 118V117H92ZM101 118V117H99ZM106 118V119H107ZM43 119V118H41ZM70 119V118H69ZM72 119V118H71ZM79 119V118H77ZM86 119V118H85ZM104 119V118H103ZM151 119V118H150ZM154 119V118H153ZM163 119V117L158 118ZM170 119V118H169ZM45 121V119H43ZM52 120V119H51ZM57 120V119H56ZM75 120V119H74ZM84 120V119H83ZM91 120V119H90ZM93 120V119H92ZM108 120V119H107ZM111 120V119H110ZM123 120V119H120ZM39 121V120H38ZM55 121V120H54ZM85 121V120H84ZM113 121V120H111ZM116 121V120H114ZM116 124V122H114ZM152 121V119H151ZM161 121V120H160ZM48 122V121H47ZM72 122V121H71ZM81 122L82 121H78ZM86 122V121H85ZM89 122V121H88ZM95 122V121H94ZM100 122V121H99ZM97 122V123H99ZM164 122V120H163ZM162 122V123H163ZM77 123V122H76ZM80 123V124H81ZM105 123V122H104ZM124 123V122H123ZM152 123V122H151ZM150 121L148 123L151 124ZM28 124V123H27ZM63 124V123H62ZM89 124V123H87ZM91 124V123H90ZM109 124V123H108ZM132 124V123H131ZM86 126V124H83ZM100 125H103L100 124ZM155 125V124H154ZM163 124L160 123L159 129L161 128ZM98 126V125H97ZM107 126V125H105ZM121 126V125H120ZM120 126H117L118 128ZM124 126V125H123ZM133 126V124H132ZM153 126V125H152ZM164 126V125H163ZM167 126V125H165ZM67 127V126H66ZM104 127V126H103ZM103 127H100L103 128ZM109 127V126H108ZM113 127V126H112ZM111 127V130H112ZM137 127V128H139ZM150 127V126H149ZM172 127V124L171 126ZM169 127V128H170ZM172 127V128H173ZM38 128V125L37 127ZM53 128V127H52ZM64 128V126H63ZM76 128V127H75ZM93 128V127H92ZM91 128V129H92ZM96 128V127H95ZM136 128V126H135ZM147 127H145L146 129ZM157 128V126H156ZM155 128V129H156ZM74 129V128H73ZM72 129V130H73ZM106 129V128H105ZM122 129V128H121ZM144 129V128H142ZM153 129L150 127V130ZM158 129V128H157ZM158 129V130H159ZM165 129V127H164ZM162 128V132L164 131ZM16 130V128H15ZM19 130V129H18ZM17 130V131H18ZM45 130V129H43ZM70 130V129H69ZM71 130V131H72ZM104 130V129H103ZM141 130V129H140ZM147 130V129H146ZM145 130V131H146ZM166 130V129H165ZM22 131V130H21ZM41 131V130H40ZM64 131V130H63ZM68 131V129H67ZM80 131V130H79ZM83 131V130H82ZM81 131V132H82ZM86 131V130H85ZM84 131V132H85ZM127 131V130H126ZM130 131V130H129ZM148 131V130H147ZM35 132V131H34ZM46 132V131H44ZM54 132V131H53ZM52 132V133H53ZM114 132V130H113ZM117 132V131H116ZM120 132V131H119ZM150 132V131H149ZM156 132V131H155ZM159 132V131H158ZM31 133V132H30ZM90 133V131H89ZM93 133V132H92ZM98 133V132H97ZM96 133V134H97ZM109 133V132H108ZM112 133V132H111ZM118 133V132H117ZM121 133V132H120ZM135 133V132H133ZM27 134V133H26ZM67 134V133H66ZM102 134V133H101ZM104 134V133H103ZM122 134V133H121ZM120 134V135H121ZM150 134V133H149ZM154 135V133H152ZM156 134V133H155ZM21 135V134H20ZM28 135V134H27ZM43 135V134H42ZM114 135V133H113ZM112 135V136H113ZM31 136V135H30ZM91 136V135H90ZM105 136V135H104ZM142 136V135H141ZM157 136V135H156ZM93 137V136H92ZM110 137V136H109ZM120 137V136H119ZM133 137V136H132ZM154 137V136H153ZM23 138V137H22ZM108 138V137H107ZM134 138V137H133ZM140 138V137H139ZM35 139V138H34ZM40 139V138H39ZM57 139V138H56ZM87 139V138H86ZM124 139V138H123ZM127 139V137H126ZM143 139V138H141ZM144 139H146L144 137ZM143 139V140H144ZM33 141V139H31ZM112 140V139H111ZM32 141L29 142L32 143ZM35 141V140H34ZM38 141V140H37ZM110 141V140H108ZM125 141V140H124ZM152 141V140H151ZM159 142L161 140H158ZM157 141V142H158ZM40 143L42 141H39ZM49 142V141H48ZM149 142V141H146ZM156 142V141H155ZM158 142V143H159ZM30 143V144H31ZM44 143V142H43ZM42 143V144H43ZM53 143V142H52ZM86 144L83 146L84 150L89 149L90 143L85 142ZM128 143V142H127ZM133 143V142H130ZM165 143V142H163ZM114 144V143H113ZM140 144V143H139ZM152 144V143H151ZM162 144V143H161ZM142 145V144H141ZM147 145V144H145ZM159 145V144H158ZM33 146V145H32ZM34 147V146H33ZM38 147V146H36ZM110 147V146H109ZM148 148V147H147ZM155 148V147H154ZM158 148V146H157ZM36 149V148H35ZM120 149V148H119ZM118 149V150H119ZM138 149V148H137ZM153 149V148H152ZM162 149V148H161ZM43 150V148H42ZM48 150V149H47ZM57 150V149H56ZM59 150V149H58ZM57 150V151H58ZM106 150V149H105ZM109 150V149H108ZM125 150V148H124ZM150 150V149H149ZM168 150V151H167ZM44 151V150H43ZM60 151V150H59ZM69 151V150H67ZM71 151V150H70ZM90 151V150H89ZM120 151V150H119ZM46 152V150L44 151ZM78 152V151H77ZM99 152V151H98ZM143 152V151H142ZM147 153V155L150 158L154 159V156L149 151H144ZM35 153V152H34ZM65 153V152H64ZM125 153V152H124ZM36 154V153H35ZM38 155V154H36ZM58 155V154H57ZM72 155V154H71ZM158 155V154H157ZM84 156V155H83ZM125 156V155H124ZM129 156V155H128ZM132 156V155H131ZM135 156V155H134ZM139 156V154H138ZM161 156V155H160ZM64 157V156H63ZM95 157V156H93ZM146 157V156H145ZM75 158V157H74ZM127 158V157H126ZM130 158V157H128ZM134 158V157H133ZM137 158V156H136ZM140 158V157H139ZM148 158V157H147ZM138 159V158H137ZM156 159V158H155ZM78 160V159H77ZM107 160V159H106ZM110 160V159H109ZM136 159H134L135 161ZM159 160V159H158ZM161 160V159H160ZM129 161V160H128ZM138 161V160H137ZM136 161V162H137ZM140 161V160H139ZM138 161V162H139ZM149 161V160H148ZM91 162V161H90ZM162 163V162H161ZM95 165L97 162L94 163ZM127 164V162H126ZM130 164V163H129ZM133 164V163H132ZM107 165V164H106ZM139 165V164H138ZM150 166V165H149ZM92 167V166H91ZM127 167V166H126ZM147 167V166H146ZM50 168V167H49ZM151 168V167H148ZM162 168V167H161ZM134 169V168H133ZM259 169V170H258ZM52 170V169H51ZM65 170V169H64ZM119 170V169H118ZM70 171V170H69ZM94 171V170H93ZM125 171V170H124ZM122 171V172H124ZM162 171V170H161ZM261 171V170H260ZM259 171V172H260ZM264 171V170H262ZM68 172V169H67ZM140 172V171H139ZM154 172V171H153ZM75 173V172H74ZM54 174V173H53ZM70 174V172L68 173ZM114 174V173H113ZM149 174V173H148ZM153 174V173H152ZM51 175V174H50ZM146 175V174H145ZM144 175V176H145ZM66 176V175H65ZM132 176V175H131ZM136 176V175H135ZM49 177V176H48ZM67 177V176H66ZM112 177V176H111ZM56 178V177H55ZM88 178V177H87ZM116 178V177H115ZM138 178V177H137ZM149 178V177H148ZM164 178V177H162ZM54 179V178H52ZM65 179V178H64ZM70 179V178H68ZM156 179V178H155ZM90 180V179H89ZM95 180V179H94ZM133 180V179H132ZM146 180V179H145ZM163 180V179H162ZM75 181V180H74ZM96 181V180H95ZM102 181V180H101ZM124 181V180H123ZM147 181V180H146ZM157 180H155L156 182ZM165 179L162 181L164 182ZM166 181L164 183H166ZM55 183V181H53ZM62 183H60L61 185ZM70 184V183H69ZM105 184V183H104ZM59 185V186H60ZM103 185V184H102ZM122 185V184H121ZM139 185V184H138ZM144 185V184H143ZM146 185V184H145ZM58 186V185H57ZM129 186V185H128ZM142 186V185H141ZM149 186V185H148ZM65 187V186H64ZM133 187H135L133 185ZM140 187V186H139ZM150 187V186H149ZM153 187V186H152ZM156 187V186H155ZM154 187V188H155ZM62 188V187H61ZM78 188V187H77ZM88 188V187H87ZM127 188V186H126ZM125 189V188H124ZM157 189V188H156ZM66 190V188H65ZM116 190V189H115ZM129 190V189H128ZM151 190V189H150ZM67 191V190H66ZM71 191V188H70ZM69 191V192H70ZM158 191V192H159ZM137 192V191H136ZM91 193V192H90ZM124 193V192H123ZM138 193V192H137ZM136 193V194H137ZM145 193V192H143ZM160 193V192H159ZM171 193H173L176 202H174L171 198ZM68 194V193H67ZM71 194V193H70ZM95 194V193H94ZM98 194V193H96ZM155 194V192H154ZM100 195V194H99ZM76 196V195H75ZM92 196V195H91ZM103 196V195H102ZM142 196V194H141ZM149 196V195H148ZM156 196V195H155ZM158 196V195H157ZM107 197V196H106ZM82 198V197H80ZM121 198V196H120ZM128 198V197H127ZM130 198V197H129ZM134 198V197H133ZM145 198V197H143ZM57 199V198H56ZM114 199V198H113ZM132 199V198H131ZM154 199V198H153ZM51 200V199H50ZM61 200V199H59ZM106 200V199H105ZM122 200V199H121ZM130 200V199H129ZM135 200V199H134ZM132 200V201H134ZM138 200V198L136 199ZM158 200V199H157ZM58 201V200H56ZM75 201V200H74ZM85 201V200H84ZM87 201V200H86ZM91 201V200H90ZM120 201V200H119ZM140 201V200H139ZM146 201V200H145ZM153 201V200H152ZM53 202V201H52ZM62 202V201H60ZM126 202V201H125ZM128 202V201H127ZM58 203V202H57ZM56 203V204H57ZM97 204V202H95ZM124 203V202H123ZM129 203V202H128ZM157 203V202H156ZM160 202H158L159 204ZM65 202H63V205ZM93 204V203H92ZM144 204V203H142ZM149 204V203H148ZM157 204V205H158ZM259 204V205H258ZM33 205V204H32ZM61 205V204H59ZM94 205V204H93ZM98 205V204H97ZM112 205V204H111ZM133 205V204H132ZM141 205V204H140ZM146 205V203H145ZM66 205H64L65 207ZM68 206V205H67ZM100 206V205H99ZM105 206V205H104ZM115 206V205H114ZM127 206V205H126ZM125 206V207H126ZM135 206V205H133ZM155 206V205H154ZM163 206V207H164ZM71 207V206H70ZM85 207V206H84ZM109 207V206H108ZM123 207V206H122ZM129 207V206H128ZM146 207V206H145ZM159 207V206H158ZM158 207H156L158 209ZM228 207V209H227ZM264 207V206H263ZM127 208V207H126ZM161 208V207H159ZM120 209V208H119ZM261 208L259 212H264V209ZM98 210V209H97ZM114 210V209H113ZM144 210V209H143ZM146 210V209H145ZM152 210V209H151ZM156 210V209H154ZM165 210V209H164ZM185 210V212H182ZM240 210V211H239ZM72 211V210H71ZM99 211V210H98ZM104 211V210H103ZM102 211V212H103ZM108 211V210H107ZM110 211V210H109ZM118 211V210H117ZM122 210H120L121 213ZM128 211V209H127ZM126 213H131L132 211H129ZM89 212V211H87ZM92 212V211H91ZM124 212V214H126ZM148 212V211H147ZM150 212V211H149ZM159 213L158 211H156ZM236 212V211H234ZM256 212H258L256 210ZM90 213V212H89ZM119 212H117L118 214ZM134 213V212H133ZM132 213V214H133ZM153 213V210L150 212ZM162 213V212H161ZM165 213V211H164ZM167 213V212H166ZM230 213V214H229ZM233 213V212H232ZM249 213V212H248ZM86 214V213H85ZM96 214V213H95ZM123 214V212L121 213ZM131 214V215H132ZM137 214V213H136ZM146 215V213H144ZM149 214V213H148ZM169 214V215H170ZM177 215V217H171L173 215ZM258 214V213H257ZM113 215V213H112ZM116 215V214H115ZM131 215L128 219H131ZM150 215V214H149ZM154 215V214H153ZM152 215V216H153ZM159 215V214H158ZM168 215V216H169ZM179 215V217H178ZM98 216V215H97ZM109 216V215H108ZM117 216V215H116ZM123 216V215H122ZM133 216V215H132ZM135 216V215H134ZM137 216V215H136ZM148 216V215H147ZM155 216V215H154ZM165 216V215H164ZM167 216V215H166ZM241 216V215H240ZM239 216V217H240ZM243 216V215H242ZM107 217V216H106ZM125 217V216H124ZM131 217V218H130ZM139 217V216H138ZM58 218V217H57ZM97 218V217H96ZM121 218V217H120ZM119 218V219H120ZM158 218V217H157ZM241 218V217H240ZM243 218V217H242ZM246 217H244L245 220ZM53 219V218H52ZM70 219V218H69ZM98 219V218H97ZM110 219V217L108 218ZM118 219V218H117ZM137 219V218H136ZM85 220V218H84ZM133 220V219H132ZM139 220V219H138ZM239 219H236V221ZM241 220V219H240ZM243 220V221H244ZM249 220H251L252 223H255L260 221L259 218L256 219L255 216L251 217ZM235 221V222H236ZM242 221V222H243ZM102 222V221H101ZM112 222V221H110ZM117 222V221H116ZM125 222V221H124ZM240 222V221H239ZM104 223V222H103ZM115 223V222H114ZM120 223V222H119ZM121 223H123L121 219ZM241 223V222H240ZM264 223V222H263ZM262 223V224H263ZM63 224H65L63 222ZM71 224V223H70ZM127 224V223H125ZM129 224V223H128ZM247 224V223H246ZM245 224V225H246ZM251 224V223H250ZM259 224V223H257ZM115 225V224H114ZM124 225V223L122 224ZM237 225V224H236ZM244 225V226H245ZM248 225V224H247ZM255 225V224H254ZM106 226V224H105ZM113 226V225H112ZM120 226V225H119ZM118 226V227H119ZM222 226V227H221ZM235 226V225H234ZM243 226V228H245ZM262 226V225H261ZM122 227V226H121ZM124 227V226H123ZM127 227V226H126ZM229 227V226H228ZM251 226H249L248 231ZM256 227V226H255ZM259 227V226H258ZM263 228V226H262ZM72 230V228L70 227ZM90 229V228H89ZM105 229V228H104ZM109 229V228H108ZM126 229V228H124ZM129 229V227H128ZM229 229V228H228ZM82 230V229H81ZM230 230V229H229ZM260 230V229H259ZM258 230V231H259ZM122 231V230H121ZM239 231H241L239 229ZM253 232V230H251ZM250 231V232H251ZM256 231V228L255 230ZM104 232V231H103ZM123 232V231H122ZM260 232V231H259ZM262 232V231H261ZM260 232V233H261ZM73 233V232H72ZM86 233V232H84ZM125 233V230L124 232ZM246 238L250 241V246H252L254 249V252H257L259 254V250L262 247V241L260 240V237H258L257 234L250 233L248 234ZM245 233V234H246ZM257 233V232H256ZM100 234V233H99ZM238 234V233H237ZM240 234V233H239ZM238 234V235H239ZM264 234V229H263ZM83 235V234H82ZM121 235V234H120ZM236 235V237L238 236ZM87 236V235H86ZM235 236V235H234ZM241 236V235H239ZM246 236V235H245ZM244 236V237H245ZM99 237V236H98ZM123 237V236H122ZM232 237V238H231ZM242 237V236H241ZM104 238V237H103ZM110 238V237H109ZM121 238V237H120ZM231 238V239H230ZM262 238V237H261ZM118 239V238H117ZM240 242H241V238ZM247 239V240H248ZM101 240V239H100ZM104 240H106L104 238ZM111 240V239H110ZM234 240H238V238H235ZM126 241V240H125ZM233 241V240H232ZM107 242V241H106ZM239 242V241H237ZM243 242V241H242ZM121 243V242H120ZM220 244V243H219ZM236 244V243H235ZM241 244V243H240ZM244 244V243H243ZM238 245L237 252L242 251V246ZM110 246V244H109ZM245 246V245H244ZM127 247V245H126ZM222 247V246H221ZM240 247V248H239ZM112 248V247H111ZM119 248V247H118ZM260 248V249H259ZM222 249V250H221ZM225 249V248H224ZM232 248L231 250H233ZM236 251V247H235ZM124 252V250H123ZM243 255L246 256V253L242 251ZM261 253V252H260ZM263 256V253H261ZM122 255V254H121ZM198 255V257H197ZM260 255V254H259ZM90 256V255H89ZM123 256V255H122ZM228 256V255H227ZM226 256V257H227ZM124 257V256H123ZM197 257L196 262H194V259ZM224 257V256H223ZM232 257V256H231ZM229 256V258H231ZM264 257V256H263ZM96 258V257H95ZM117 258V257H116ZM125 258V257H124ZM249 258V257H248ZM252 258V257H251ZM250 258V259H251ZM105 259V258H104ZM129 259V258H128ZM132 259V258H131ZM138 259V257H137ZM237 259V258H236ZM261 259V258H260ZM263 259V258H262ZM96 260V259H94ZM93 260V261H94ZM100 260V259H99ZM102 260V259H101ZM112 260V259H111ZM231 260V259H230ZM233 260V259H232ZM76 261V260H75ZM80 261V260H79ZM122 261V260H121ZM234 261V260H233ZM251 261V260H250ZM74 263V261H72ZM71 262V263H72ZM84 262V261H82ZM89 262V260H88ZM91 262V261H90ZM124 262V261H123ZM141 262V261H140ZM145 262V261H144ZM235 262V261H234ZM76 263H79L76 261ZM81 263V262H80ZM79 263V264H80ZM231 263V262H230ZM233 263V262H232ZM264 263V262H263ZM69 264V263H68ZM91 264V263H90ZM97 264V263H96ZM241 264V263H240ZM253 264V263H252Z\"/></svg>",
    "mask_w": 264,
    "mask_h": 264
}]
</instances>
